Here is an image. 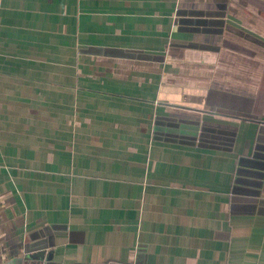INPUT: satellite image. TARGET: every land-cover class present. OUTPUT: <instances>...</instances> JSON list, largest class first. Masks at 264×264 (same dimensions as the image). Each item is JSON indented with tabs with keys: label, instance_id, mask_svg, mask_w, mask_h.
Listing matches in <instances>:
<instances>
[{
	"label": "crops",
	"instance_id": "crops-1",
	"mask_svg": "<svg viewBox=\"0 0 264 264\" xmlns=\"http://www.w3.org/2000/svg\"><path fill=\"white\" fill-rule=\"evenodd\" d=\"M41 248L264 264V0H0V263Z\"/></svg>",
	"mask_w": 264,
	"mask_h": 264
},
{
	"label": "water",
	"instance_id": "water-1",
	"mask_svg": "<svg viewBox=\"0 0 264 264\" xmlns=\"http://www.w3.org/2000/svg\"><path fill=\"white\" fill-rule=\"evenodd\" d=\"M234 104H221L220 106L223 107H229L231 108V112L234 114V118H242L246 120H251L255 122H259L260 119L252 114V101L251 99L247 97H240V96H234L231 97ZM235 101H243L244 104H237ZM219 106V104H217ZM202 109H205L209 112H214L213 108L208 110V108L203 107ZM45 249H37L31 252H28V249L25 250L22 254L13 253L11 255L10 260H7L5 262H2L0 264H59L53 261V256L51 253L43 252ZM0 252V256H1ZM72 264V263H71ZM73 264H82V263H73ZM84 264V263H83Z\"/></svg>",
	"mask_w": 264,
	"mask_h": 264
}]
</instances>
